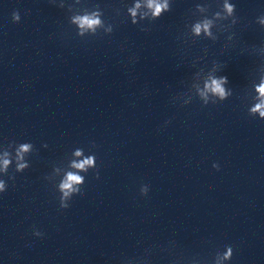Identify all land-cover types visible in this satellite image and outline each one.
Instances as JSON below:
<instances>
[{"label": "clouds", "instance_id": "obj_1", "mask_svg": "<svg viewBox=\"0 0 264 264\" xmlns=\"http://www.w3.org/2000/svg\"><path fill=\"white\" fill-rule=\"evenodd\" d=\"M149 7L153 8V15L158 16L164 9H166L167 5H166V3L165 4H160V3H156L155 0H149ZM134 14L135 13L133 12V15ZM84 22L89 24V25L99 23V21H88V20H85ZM196 31L197 32L200 31V26H197ZM212 89H213V91L223 93V89H222V87H221V85H220V83L218 81L214 80L212 82ZM261 91L264 92V86L261 87ZM261 115L264 116V112H262ZM27 149H28L27 145L23 146V151H27ZM84 163H91V160L85 161ZM4 164H5V166H7L8 161L5 160ZM78 167H83V164L78 165ZM79 180H80L79 177H76V176H73V175L70 174L69 177H68V181L66 183H64L62 185V187L65 188V189H70L71 188V184L73 182H79ZM2 188H3V185H2V183H0V189H2ZM229 255H230V252H229Z\"/></svg>", "mask_w": 264, "mask_h": 264}]
</instances>
